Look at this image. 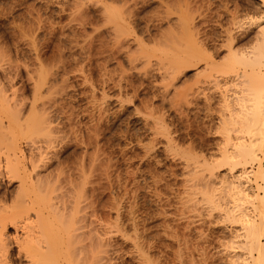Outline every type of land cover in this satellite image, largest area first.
<instances>
[{
  "label": "bare ground",
  "instance_id": "6f19581e",
  "mask_svg": "<svg viewBox=\"0 0 264 264\" xmlns=\"http://www.w3.org/2000/svg\"><path fill=\"white\" fill-rule=\"evenodd\" d=\"M82 1L90 0H79L78 3L76 2L77 5H73V7L78 10L79 6L82 5ZM259 1L260 7L263 8L259 16H255V18L252 19L250 18L247 21H240L235 20L234 18L237 17L233 14L235 17L233 16L232 19H229L230 22H227V25H222L218 21L220 28L203 31L201 36L193 34L195 32L193 29L191 34V32L188 31V25L190 24L181 20L182 18H179L183 21L181 30L177 29L172 21L173 25H170L171 22L170 24L168 22L170 25L168 33H171V31L173 33L168 35L166 31L163 33L165 35H162V37L165 36L166 38L160 37V39L155 37L156 39H154H158V42L156 43V48H152L153 52H146V54L144 52L143 55V52L140 51L142 55L139 54V56L144 58L143 61L145 60L147 64L149 63L148 61H150L149 59L154 57L158 64L159 62L162 64V67L164 64L163 68L169 65V67H167L168 69L165 71H170V69L171 71H176V69L179 68L178 65L184 66L186 63L201 62V64H199L200 68H198V73L201 74L203 78L202 83H204V87L202 86L201 96H203L205 108L203 109L205 113H201L205 114H203L204 117L202 118L208 120V126L204 124L203 120L202 122L203 125L208 128H205L206 132L209 130L208 132L210 134L211 132L216 134V141L214 138L213 140L215 142L212 147H209V144L207 145V151H205L206 153L203 156L201 155V160L197 159L195 155L197 153H192L194 152V149L192 150L191 148L193 146H190L188 149L190 154L186 152L188 155L184 158L186 160H184L186 162L184 167L187 169V172L185 170L183 171L186 172L185 175H189L190 179H188L189 191L187 190L189 193L186 192L188 196H186L187 199L184 198L187 201L183 199V206L185 205L184 202H186L187 205L184 206V208L188 207L189 209L187 208L188 212L187 210H185V212L192 214L189 215L186 221V225L188 224L190 229L188 233L186 229V232L184 234L181 233L182 235L179 234L178 237L176 236L178 233L175 231L171 234L173 235L174 233L178 240V238L180 236L183 237V235L192 236L190 234V231H192L190 225L195 228L194 230L198 239L193 240L197 242H190V238L187 236L186 238H188L187 240H189V243H192V245L199 250L202 264H264V0ZM74 2L75 0L70 4H74ZM109 3L111 2L109 1ZM93 4L95 3L93 2ZM105 4L106 3H104L103 6ZM107 5L108 4L101 10L103 11L101 15L103 13L102 17L104 18L106 26L108 25V29L105 28L108 30L107 33L109 32L112 35L111 38L115 39V41L111 39L112 42L116 43L117 41H122L117 43L120 46L124 45V41L125 43H129L130 41H126L127 38H124L126 37L124 35L127 33V24L130 22L125 24L126 21H123L124 17H122L124 13L120 12V8L117 10L114 8L115 5H113V7L112 4ZM123 11L124 7L122 9V12ZM230 15L232 16V13H230ZM231 16L229 17L231 18ZM178 21L177 23L181 24ZM189 22L192 24V21ZM177 23L176 26L178 25ZM186 23L188 25H186ZM215 23L217 22L215 21ZM172 26L173 28L175 27L176 30H179L177 32L180 33L176 34V30L174 29V31L171 29ZM178 26L181 27V25ZM185 26L188 27L185 28ZM206 27H208V25ZM160 33L161 32H159L158 37ZM125 45L127 46V44ZM34 53L36 59L38 58L37 60H39V52ZM2 54L3 53H0V177L2 176L7 179L8 182H6V184L17 182L16 187L14 186L15 189L10 192L2 185L0 179V264H10V260H12L11 243L8 241L7 235L5 236V230L8 226H14V230L21 228L23 231L20 237L16 236L15 246L16 256H20V259L22 257L25 258V264H111L110 259L112 257L110 258L108 254V249L110 248H108V246L110 244V234L112 231L108 227L109 230L105 228V206L102 203L100 204L102 200L98 202L99 196L97 191L99 189L97 190V188L100 184L98 183L99 185H97V183H94L97 185V187H95V185L92 184L94 180L91 182L93 178L90 177L93 171L90 172L89 169H93L95 157L94 160L91 161L93 157H88L89 154L87 156L88 158L80 155L82 159L75 162L77 164H75V167L71 166V168H69L71 171L67 170L69 165L67 167L64 165L65 169L62 166V164H64L62 163L63 161L59 160L60 157L57 158V148H60L65 137L66 140L68 135L73 137V133L71 132V134L68 132L69 134L66 136L64 130L66 125L65 122L63 121V123L62 120L60 122L58 120L59 117L52 116L51 113L47 111L46 104L49 105L51 103L50 100H52L51 96H55L52 91L55 90L56 87L54 89L52 84H56L53 83L56 75L51 77L54 73H49L51 68L48 69L46 67L47 70H43L45 65L43 64L42 67V64L40 65L41 61L39 62V65L42 67L41 69L39 68L40 66L38 68L30 67L32 68L31 70L28 67L29 70L27 69V75H31L30 77L28 76V79L30 81L35 79L31 83L33 93H31L32 97L28 101V99L26 100V97H24V94L19 92L22 90H18L19 86H17L16 83L14 84L17 88H14L15 85L13 82L15 81L13 80H16V78L14 77L12 80L11 77L13 75H11V72L16 71L12 67L13 64L6 65L7 63H2ZM36 64H38V62ZM175 67L176 69H173ZM58 70L56 69L55 71ZM15 75L16 74H14V76ZM63 76L64 75H62V78ZM1 79L5 80V82H2ZM64 81L65 80H63V82ZM51 88H53L52 91ZM197 89L200 90L199 88ZM58 91L61 92L60 90ZM55 92L57 91L55 90ZM45 94H48L50 97V100L47 102L44 99L47 97ZM64 94L65 93L62 95ZM193 110L195 111V109ZM64 112L66 113L65 110ZM69 116L71 117L72 114H68V117L65 119L67 120L69 118L68 120L70 121L72 117L70 118ZM207 120H205V122ZM69 121L67 122L70 123ZM70 129H72V127ZM202 129L204 128L202 127ZM75 130L76 129H74V132ZM88 133L87 135L89 137L86 136L87 140L90 139L91 136V134ZM77 135L80 137V134L76 131L74 137ZM81 138H79V141H82ZM90 140L92 141V139ZM166 140V143H170V141L173 142L170 138V141H168V139ZM190 140L192 141V139ZM91 141L88 142L89 145ZM42 143L45 144V146L47 145V147L43 146ZM75 143L77 142L73 144ZM41 145L47 149L44 150ZM168 150L170 152V149ZM60 152L61 151H59V153ZM91 155L92 154H90V156ZM75 160H77V158ZM97 162L100 161L97 160ZM90 165L92 166L91 168H89ZM72 167H74V170H72ZM87 171L91 173L90 176ZM103 173L105 172L101 174ZM119 200L121 201V199ZM95 203H97V205L99 203L98 206L101 207L100 211L96 209L97 206ZM129 207L131 206H128V208ZM97 211L100 214L99 217L95 219ZM130 212L129 214L133 211ZM133 215L127 216L125 214L127 224L125 225L126 229L123 231L126 232V230L129 229V232L132 233L127 234L128 237L130 235L132 237L131 240H137L132 243L130 240L131 244H129V247L132 249L130 250L131 253L135 256L137 255L139 258L143 257V254H148L150 248L153 246L149 245L151 244L150 242H148V245L147 242L145 243L144 240L149 237V234L143 232L141 226V229L139 228L137 220H134L137 214L132 217ZM197 217L198 220H195ZM140 223L141 222H139V224ZM194 223H197L195 227ZM97 225H99L98 228ZM146 230L147 229L144 231ZM124 232L122 234H124ZM182 237L181 239L185 238ZM127 238L126 240L129 239ZM187 240L185 241L187 242ZM185 245L188 247L187 244ZM141 261H144V264H150L149 261L145 259Z\"/></svg>",
  "mask_w": 264,
  "mask_h": 264
},
{
  "label": "rangeland",
  "instance_id": "374dc122",
  "mask_svg": "<svg viewBox=\"0 0 264 264\" xmlns=\"http://www.w3.org/2000/svg\"><path fill=\"white\" fill-rule=\"evenodd\" d=\"M72 1L74 0H0V53H3L1 55L2 63H7L6 65L13 64L12 67L16 71L14 72L13 69V72H11V75H13L11 77L12 80L14 77L16 78V80H13L15 81L13 84L16 83V85L19 86L18 90H22L19 92L24 94V97H26V100L28 99V101L32 97L31 93H33L31 83L35 80L31 79L32 81H30L28 79L29 75H27V71L29 69L38 68L41 64L43 67L44 64L45 66L43 67V70H45L46 67L48 69L51 68L49 73L51 74L54 72L51 77H54L55 75L57 76L54 77L55 80L53 81V83L56 84H52L54 89L56 87L55 90L57 92H55V90L52 91L53 88H51V91L55 96L50 94L53 96H51L52 100H50L48 94H45V96H47L44 98L46 102L48 100L51 102L49 104L50 106L46 104L47 111H49L48 113H51L52 116L59 117L58 120L60 122L61 120L62 122H65L66 125L64 130L66 136L69 134L68 132L73 133H71L73 137L68 135L67 140L65 137V142L63 139L60 148H57V158L60 157L59 160L63 161V167L64 165H66V167L69 165L67 170L71 171L69 168H71V166L75 167V162L81 160V156H86V158L93 157L91 158V161H93L95 157V165H93L94 167L92 169V164L90 163L91 165L89 168L92 170H89L90 172L97 171V174L93 172L91 174L89 171L87 172L89 173V176L90 174L92 175L90 176L93 178L91 182L94 180L92 184L97 183V185H101H99L100 188H97V190H100L97 191L99 196L98 202L102 200L100 201V204L102 203L105 206V228L107 230L110 228L112 231L110 234L112 241L110 240L108 246V248H110H107L109 250L108 254L110 258L112 257L110 259L111 264H144V261H141L144 259L149 261L150 264H202L199 250H197V247L195 248L192 243H189V240L190 242H197L193 240L198 239L194 230L195 228L190 225L192 228L190 234L194 237L186 235L190 229L189 225H186V221L189 215L192 214L187 213L188 207L184 208V206L187 205L186 202H184L185 205L183 206V199L188 196L186 192L189 193L188 179H190V177L188 174L185 175L187 169L184 167L186 163L184 158H186L188 155L187 153H189L188 149L190 146H193L191 147L192 150L194 149V152L192 153H197L195 154L197 159L201 160L202 158L200 157H202L206 153L205 151H207V145L209 144V147H212L216 141V134L213 132L210 134L208 132L209 130L206 132V129H208L206 128V126H208V120L202 118L205 115L203 110L205 109L203 104L204 100L203 96H201L204 83H202L203 78L201 74L198 73V68H200L199 64H201V62H193L191 64L186 63L187 65L184 64V66L178 65V70L176 69L177 66L173 68L176 69V71H171V69L170 71H165L168 69L167 67H169V65L166 64L167 67L163 68L164 64L162 67V64L160 62L158 64L154 57L149 59L150 61H148L149 63L147 64L145 63V60L143 61L144 58L139 56V54H141V52H143V55L144 52L145 54L146 52L151 53L153 50L152 48H156V43L158 42V39H155L165 35L163 33L166 31V33H168V29L173 23L177 29L181 30L183 27V21L181 20H184L190 24L188 25L186 23V25L189 26L187 27L191 34L193 30H195L193 34L201 36L203 31L220 28L218 21L222 25H227V22H230L229 19H232L234 15L237 17L234 19L240 21H247L250 18L252 19L255 18V16H259L263 11V8L260 7V1L90 0L82 1V5H78V10L75 9L73 5H77L76 2L78 3L79 0H75L74 4H70ZM109 1L111 3H109ZM93 2L95 4H93ZM103 2L108 5L112 4V7L115 5L114 8L117 10L120 8V12L124 13L122 17L126 18H123V21H126L125 24L130 22L127 24V33L124 35L126 36L124 38L129 39H126V41H130L129 43H125L124 41V45L120 46L117 43L122 41H117L116 43L112 42L111 39L114 38H111L112 35L109 32L107 33L108 30L106 29H108V25L106 26L104 18L102 17L103 13L101 15V12H103L101 10L104 9V6L106 5L103 6ZM122 6L124 7L123 12ZM230 13H232V16ZM229 16H231V18ZM179 18L182 19L180 20ZM177 21L181 24H178ZM189 21H192V24ZM168 22L169 24L171 22V24L169 25ZM176 23L181 25V27L178 25L176 26ZM207 25L208 27H206ZM175 27L173 28L172 26L171 29L174 30ZM187 27L185 26V28ZM179 30H176L175 33H180L177 32ZM159 32L161 33L158 37ZM171 33L173 32L171 31ZM171 33L169 32L168 35ZM164 37L165 36L162 38ZM125 44H127V46ZM34 52H39V60H37L38 58L36 59ZM37 62L38 64H36ZM41 66L39 67L40 69L42 68ZM56 69L59 70L55 71ZM14 74L16 75L14 76ZM62 75L65 77L63 76L62 78ZM1 80L2 82H5V80ZM63 80L65 81L63 82ZM16 85L14 88H17ZM61 93L65 94L62 95ZM193 109H195V111ZM70 113L72 114V118L69 116L71 118L69 121V118L67 120L65 118L68 117V114L71 115ZM202 120L206 126L203 125ZM205 120L207 121L205 122ZM153 124H155L156 127ZM67 127H72L73 131ZM202 127L204 129H202ZM74 129H76L75 132ZM154 130L156 134L154 133ZM76 131L80 134V137L79 135L74 137ZM87 133L91 134L90 139H92V141L86 139V136H88ZM83 136L87 143L83 139ZM78 137L82 139V141L80 140L81 142ZM169 138L170 140H173L174 143L171 142ZM214 138L215 141L213 140ZM166 139H168L170 143H166ZM190 139L194 141L192 142ZM90 141L91 143L89 145L88 142ZM74 142L77 143L73 144ZM190 142L194 145H191ZM42 145L45 146L43 143ZM45 147H47V145ZM45 147H43L44 150L47 149ZM168 149H170V152ZM59 151L61 152L59 153ZM90 154L92 155L90 156ZM76 158L77 160H75ZM97 160L100 162H97ZM74 167H72V170H74ZM102 172L105 173L101 174ZM0 179L2 185H4V187L10 192L15 189L17 181L12 184H6V182H8L6 178L1 176ZM97 185H95V187H97ZM119 199H121V201ZM184 201L187 200L184 199ZM95 204L97 206L96 209H99L98 211H100L101 207L98 206L99 203L98 205L97 203ZM128 206L131 207L128 208ZM185 210H187V212H185ZM98 211L95 219L99 217L100 213ZM130 211H133L134 213H131ZM129 212L131 214H129ZM125 214L127 216L137 214L135 216L136 218L134 215L132 217H134L135 221L137 220L139 228L141 226L142 229H140L149 234L148 236L150 238L147 237L148 239L146 238L144 240L145 243L147 242V245L149 244L148 242H150L151 244L149 245L153 246L150 248V250L152 249V253L150 250V254L148 252L149 257L147 253L145 254L146 256L143 254V257L139 258L137 255L135 256L131 253L130 250L132 249L129 247V244L137 240H131L132 237L130 235L128 237L127 234L132 233L129 232V229H127L128 231L126 230L127 233L123 231L126 229L125 225L127 224ZM195 220H198V217L195 218ZM139 222L141 223L139 224ZM196 224L197 223H194V227ZM184 226L188 227L185 228ZM98 227L99 225H97V228ZM13 228L14 226H8L5 230V236L7 235L6 237L11 243L10 249L13 254L11 255L12 260H10V264H25V258L22 257L20 259V256H16L17 253L15 246V239L20 237L23 231L20 227L21 230L17 227L19 231L15 229V232ZM145 229L147 230L144 231ZM186 229L188 231L185 235L190 239L187 240L188 238L183 235V237L180 236L179 238L181 239V237H185L184 239L180 240L178 238L177 240L179 234H184ZM174 231L178 233L176 234L177 237L174 233L173 235L171 234ZM123 232L124 234H122ZM126 238L128 240H126ZM185 240H187V242ZM185 244H187L188 247H186Z\"/></svg>",
  "mask_w": 264,
  "mask_h": 264
}]
</instances>
